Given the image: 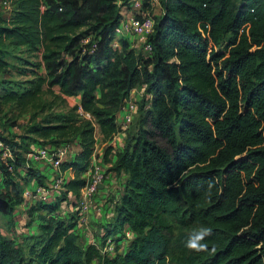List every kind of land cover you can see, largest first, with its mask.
I'll return each instance as SVG.
<instances>
[{"label":"trees","instance_id":"trees-1","mask_svg":"<svg viewBox=\"0 0 264 264\" xmlns=\"http://www.w3.org/2000/svg\"><path fill=\"white\" fill-rule=\"evenodd\" d=\"M9 1L6 11L0 4V140L11 153L0 149V213L21 201L18 167L43 183L24 155L28 138L78 147L60 163L73 170L63 196L29 206L45 210L37 232L19 242L0 232V264H264V0H156L150 52L125 37L109 43L128 0ZM21 47L39 59L19 63L24 78H5L8 54ZM135 84L150 96L109 166L124 179L104 230L126 225L133 235L108 253L82 243L74 215L56 210L86 182L95 129L103 139L119 130L115 111ZM65 95L78 102L56 108ZM26 109L25 133L8 134ZM162 214L188 230L176 255ZM203 227L208 250L186 248Z\"/></svg>","mask_w":264,"mask_h":264},{"label":"rangeland","instance_id":"rangeland-1","mask_svg":"<svg viewBox=\"0 0 264 264\" xmlns=\"http://www.w3.org/2000/svg\"><path fill=\"white\" fill-rule=\"evenodd\" d=\"M143 1L144 0L140 1L138 6L139 9L146 10L150 8L154 13L157 11V4L155 1ZM131 40L134 41L135 37L131 36ZM133 45L135 46V43ZM137 50H140V48H137ZM7 58L10 65L7 73H4L3 76L8 79L16 80L24 78L25 76L18 73L20 62H25V58L29 60L39 59L36 51L28 52L24 50L23 47L13 49L12 52L8 54ZM38 70H42V67L38 68ZM42 96L50 98L46 93H43ZM149 96L150 94L144 90V85L135 84L130 89L128 95L122 100L115 111L119 123V130L113 133L109 138L103 139L102 135L95 129V140L92 152L89 156V163L87 168L81 172V175L87 178L90 173L93 172L94 166H96L102 171V174L109 179L108 188L106 190H98L86 196L84 214L87 220L85 222L81 221L80 225L77 226V229L80 227L78 234L82 243L95 242L101 246L102 250H106L108 253L113 252V247L117 250H122L127 243V239L133 235V233L127 229L126 225H123V232L116 235H108L104 232L107 222L112 221V205L124 179L123 174L115 173L109 166L115 157V150L123 146L125 136H129L135 131L138 119V105L144 103L143 106L147 107ZM75 102H78V95H65L63 101H55V107H65ZM12 112H16V110H12ZM30 113L31 109H26L18 113L16 115V124L8 126V134L25 133L24 124L29 120ZM0 128H2V126H0ZM18 138L19 137L14 136L12 139L18 140ZM26 141L29 143V149L24 152V155L28 157L29 162L42 173L43 183H38L35 178L28 179L25 166L18 167L13 174L14 179H16L19 184L21 201L14 206L10 213H0V232L7 237L13 238L15 242L22 240L25 234H35L37 232V223L39 219L36 214L37 212H45V210L39 208L29 212V206L31 204L37 200L44 203L53 202L57 198L63 196V181L68 178L67 176H69V173L73 175V170L71 167L61 170L60 163L64 159L72 158L74 152L77 150L74 138L57 143L48 141L39 142V140H31L30 138ZM108 145H110L111 148L107 151L106 155H104L106 146ZM8 147L9 146H7V148ZM8 152L11 155L9 149ZM58 154L59 161L56 164L52 163L51 161L54 160ZM80 192H82L81 188L79 190V193ZM65 195V198L60 199L58 209H60L61 212L64 210L62 212L64 217L77 215L78 209L76 206L81 205L80 198L71 193H66ZM162 217L169 225V230L172 233L171 253L172 255H176L181 249L180 240L182 236L180 234L188 230L181 227L172 215L162 214ZM102 234H105L104 237ZM112 238L115 239L113 240ZM30 241V238L26 239L27 243L25 249ZM89 264L98 263L92 260Z\"/></svg>","mask_w":264,"mask_h":264},{"label":"built area","instance_id":"built-area-1","mask_svg":"<svg viewBox=\"0 0 264 264\" xmlns=\"http://www.w3.org/2000/svg\"><path fill=\"white\" fill-rule=\"evenodd\" d=\"M141 0H128V3L121 4L119 6V19L114 27L113 36L110 39L109 43L112 47L119 46V38L125 37L130 42V45L135 43L136 49L140 48L143 52H150L151 44L148 40L149 34L153 30V10L147 11L139 9V4ZM0 4L3 10H7L10 6L9 0H0ZM138 7V8H135ZM136 9V10H134ZM131 36L135 37V40H131ZM125 99V98H124ZM128 119V115H127ZM76 142V141H75ZM78 147V144L76 142ZM0 149L3 150L1 155L4 156L9 154L7 146L0 140ZM59 161L58 156L51 162L56 164ZM123 174V173H121ZM65 179V178H64ZM109 179L102 174V171L94 166L93 172L86 178L85 184L81 187L82 192L78 193L77 196L80 198L81 205H77V215L74 216L73 229L79 232L80 227L77 229V226L80 225L81 221L85 222L87 220L84 214V208L86 206V196L101 190L104 191L108 188ZM73 194V193H71ZM74 195V194H73ZM64 210H62L63 212ZM60 209L57 208L56 215L64 217ZM131 232V231H130Z\"/></svg>","mask_w":264,"mask_h":264},{"label":"clouds","instance_id":"clouds-1","mask_svg":"<svg viewBox=\"0 0 264 264\" xmlns=\"http://www.w3.org/2000/svg\"><path fill=\"white\" fill-rule=\"evenodd\" d=\"M211 232H212L211 228L203 227L202 230L197 231L195 239H192L189 236L188 240L185 242V247L188 248L189 250L207 251L208 244L201 243V241H203L206 236L211 235ZM212 251H215V248H213Z\"/></svg>","mask_w":264,"mask_h":264},{"label":"crops","instance_id":"crops-1","mask_svg":"<svg viewBox=\"0 0 264 264\" xmlns=\"http://www.w3.org/2000/svg\"><path fill=\"white\" fill-rule=\"evenodd\" d=\"M153 1H155L156 2V4H157V11L156 12H159V5H158V3H157V1L156 0H153ZM156 9V8H155ZM155 12V13H156ZM72 175V173H69V176H71ZM69 176H67V177H69Z\"/></svg>","mask_w":264,"mask_h":264}]
</instances>
